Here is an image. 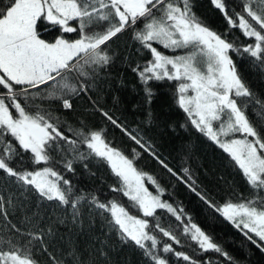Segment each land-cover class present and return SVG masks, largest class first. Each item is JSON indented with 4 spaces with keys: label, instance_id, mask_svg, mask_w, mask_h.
Listing matches in <instances>:
<instances>
[{
    "label": "snow or ice",
    "instance_id": "obj_1",
    "mask_svg": "<svg viewBox=\"0 0 264 264\" xmlns=\"http://www.w3.org/2000/svg\"><path fill=\"white\" fill-rule=\"evenodd\" d=\"M212 3L223 13L230 28H239L244 36L254 38L255 42L244 46L242 51L254 58L253 68L264 73V0H242V11L232 9V15L225 0H212ZM193 7L192 0H7L0 7V170L15 178L25 190L30 187L41 199L69 206L71 224L78 228L84 227L82 205L99 210L102 227L106 226L109 232L115 230L121 244L134 243L151 264H169L163 253L187 264H212V261L200 262L183 251H176L173 243L183 247L181 238L171 228L161 225L157 210H166L180 221L181 235L196 242L200 251H214L228 257L229 261L232 258L192 223L191 217L184 224L183 208L178 210L163 200L166 189L153 176L135 167L134 158L138 156L135 150L133 158H129L104 138L105 130H85L82 121L81 127L75 128L42 104L59 102L64 110H72L71 98L87 94L95 87L89 81H94L99 71L110 66L114 59L107 48L101 46L127 28H133V40L150 51L152 57L142 67L138 65L133 69L145 85L149 102L153 95L152 89L147 87L150 81L165 78L178 81L179 107L191 118L192 125L223 149L242 170L252 194L217 205L192 184L188 187L209 208L256 243L254 234L260 242L257 246L264 249V103L246 86L229 54L241 49L229 41L226 34L206 26ZM70 21H77L78 25L70 26ZM38 22L59 27L61 35L54 38V42L41 38ZM103 22L108 23L104 31H89ZM137 24L141 26L137 28ZM77 32L78 38H65V34ZM154 43L164 49L181 50L182 54L166 55L153 46ZM253 102L261 109L255 113L259 123L251 121L246 114ZM102 114L149 151L168 172L176 175L151 151L150 145L142 143L107 112ZM82 146L86 150H82ZM17 158L21 164L27 162L34 167L17 171L9 166ZM92 158L109 165L118 179V186H111V190L127 197L128 207L138 209L143 218L132 215L115 199L100 201L91 193L78 194L71 180L56 169V165H61L65 171L75 174V164H83L87 170V161ZM183 172L191 179L188 168ZM145 178L155 186V194L145 185ZM178 179L183 181L182 177ZM6 202L12 206L10 197L5 201L0 195V215L5 219L8 216ZM105 213L111 218L107 219ZM88 215L91 228L94 221L90 212ZM58 222L66 223L67 217H58ZM11 228L29 239L21 246L11 237L5 240L0 236V264H40L33 258L32 245L33 241H39L41 248L37 251L48 252L43 230L38 234L21 232L15 224ZM157 232L173 243H163L159 248ZM48 235H53L51 228ZM105 245L106 242H101L98 251L106 264H112L103 250ZM48 255L53 264H64L52 253ZM67 255L72 257L73 264H85L75 249ZM94 259L90 257L86 264H94Z\"/></svg>",
    "mask_w": 264,
    "mask_h": 264
},
{
    "label": "trees",
    "instance_id": "obj_2",
    "mask_svg": "<svg viewBox=\"0 0 264 264\" xmlns=\"http://www.w3.org/2000/svg\"><path fill=\"white\" fill-rule=\"evenodd\" d=\"M6 3L7 0H0V7ZM192 3L193 11L206 26L217 33L226 34V38L241 49L240 52L230 51L229 54L246 86L264 103V73L254 69V58L242 51L244 46L255 42L254 38L244 36L239 28H230L223 13L213 5L212 0H192ZM225 4L229 15H232V9L236 12L242 11V0H225ZM70 22L75 26L78 25L77 21ZM38 23V30L43 39L52 42L61 35L59 27H51L47 22ZM107 26L108 23L103 22L98 26L94 25L89 31H104ZM140 26L137 24L136 27ZM133 31V28H127L106 45L101 46L107 48L114 59L110 66L99 71L94 81H89L94 83L95 87L87 94L81 93L71 98L72 110H64L59 102L51 104L44 102L42 107L67 120L75 128H80L82 121L86 126L85 130H105L104 138L129 158H133V150H135L138 154L134 158L135 167L153 176L157 183L166 189L162 199L172 203L178 210L183 208L184 224H187V218L191 217L192 223L209 235L212 241L232 258V261L214 251H200L196 242L181 235L183 225L166 210H157L156 215L165 229L171 228L177 236H180L183 247L157 232L159 248H162L163 243H173L176 251H183L200 262L212 261V264H264V249L257 246L260 242L254 234H252L253 240H256V243L250 241L240 229L220 213L209 208L188 187V184H192L198 192L217 205L223 204L228 199L238 201L240 196L248 198L252 194L242 170L223 149L197 130L188 114L179 107L178 81H170L166 78L150 81L147 87L152 89L153 95L149 102V97L145 94V85L141 82L138 72L133 69L138 65L142 67L152 57L150 51L133 40ZM76 37H79L78 32L65 34L67 39ZM153 46L158 47L166 55L182 54L181 50L164 49L155 43ZM36 103L41 102L36 101ZM260 111V107L253 102L250 103L246 114L251 121L259 123L255 113ZM102 112H107L128 132L141 139L146 146L150 145L151 151H154L159 160L164 161L176 175L168 172L149 151H145L120 128L109 122ZM82 150L86 149L82 146ZM27 160L26 155L25 161ZM87 164V170L83 164H75V174L65 171L61 165H56V169L64 178L71 180L78 194L91 193L100 201L115 199L128 208L129 212L142 216L138 209L128 207L127 197L111 190V186H118V179L106 162L92 158ZM9 166L17 171L34 167L27 162L21 164L18 158L10 162ZM184 168L189 169L191 179L183 172ZM178 177H182L187 183ZM145 185L155 194V186L147 178ZM0 195L5 197V201L9 197L12 201V206L5 203L7 219L0 215V236L5 240L11 237L14 242L24 246L29 237L16 233L11 228L12 224L24 233L32 231L39 234L42 229L43 241L47 245L48 252L37 251L41 248L39 241H33L32 245L33 258L40 264H53L48 253H52L57 260H63L64 264H73L72 257L67 255L73 249L85 264L90 257L95 258L94 264H106L98 251L101 242H106L103 250L108 254L112 264H151L134 243L121 244L115 230L109 232L106 226L102 227L100 212L94 207L82 205L81 219L84 221V227L78 228L71 224L72 210L69 206L62 207L59 206L58 201L41 199L30 187L25 190L16 183L15 178L8 177L2 170H0ZM89 212L91 220L94 221L91 228L88 227ZM104 215L107 219L111 218L109 213ZM58 217H67V222L59 223ZM149 219L151 221V218ZM49 228L53 235H48ZM5 250H7L6 245ZM163 256L169 259V264H187L171 254L163 253Z\"/></svg>",
    "mask_w": 264,
    "mask_h": 264
},
{
    "label": "rangeland",
    "instance_id": "obj_3",
    "mask_svg": "<svg viewBox=\"0 0 264 264\" xmlns=\"http://www.w3.org/2000/svg\"><path fill=\"white\" fill-rule=\"evenodd\" d=\"M69 24H70V26H74L75 27V25L72 23V22H69ZM42 38V37H41ZM76 38H78V37H76ZM76 38H74V39H76ZM67 39V38H66ZM74 39H70V40H74ZM50 42V41H49ZM52 42H54V41H52ZM191 94V93H190ZM131 213V212H130ZM132 215H135V214H133V213H131ZM141 218H143L142 216H140Z\"/></svg>",
    "mask_w": 264,
    "mask_h": 264
}]
</instances>
